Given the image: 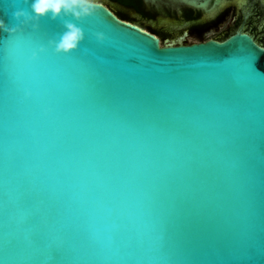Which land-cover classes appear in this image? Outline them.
Listing matches in <instances>:
<instances>
[{
    "label": "water",
    "instance_id": "1",
    "mask_svg": "<svg viewBox=\"0 0 264 264\" xmlns=\"http://www.w3.org/2000/svg\"><path fill=\"white\" fill-rule=\"evenodd\" d=\"M99 4L73 21L86 38L71 55L0 47V264H261L264 48L205 41L228 23L160 42ZM19 9L0 0L17 31L33 25ZM66 19L41 20L35 46Z\"/></svg>",
    "mask_w": 264,
    "mask_h": 264
},
{
    "label": "flooded vegetation",
    "instance_id": "2",
    "mask_svg": "<svg viewBox=\"0 0 264 264\" xmlns=\"http://www.w3.org/2000/svg\"><path fill=\"white\" fill-rule=\"evenodd\" d=\"M117 18L131 23L159 39L185 41L188 36L202 35L223 23L232 24L224 41L241 33L264 48V27L259 32L253 25L264 24V0H99ZM161 28L157 29V28Z\"/></svg>",
    "mask_w": 264,
    "mask_h": 264
},
{
    "label": "clouds",
    "instance_id": "3",
    "mask_svg": "<svg viewBox=\"0 0 264 264\" xmlns=\"http://www.w3.org/2000/svg\"><path fill=\"white\" fill-rule=\"evenodd\" d=\"M24 3L30 6V12L23 9L14 11L13 17L17 22L28 21L38 25L41 20L70 18L65 20L60 38L49 41L50 47L57 55L66 56L77 52L86 38L83 29L76 22L93 16L101 6L99 0H24ZM0 32L15 35L16 29L10 28L4 19L0 18ZM95 38L100 43L106 39L102 32L96 33ZM40 51L43 53L46 49L41 48ZM33 59H37L35 54Z\"/></svg>",
    "mask_w": 264,
    "mask_h": 264
},
{
    "label": "snow or ice",
    "instance_id": "4",
    "mask_svg": "<svg viewBox=\"0 0 264 264\" xmlns=\"http://www.w3.org/2000/svg\"><path fill=\"white\" fill-rule=\"evenodd\" d=\"M102 7V6H100ZM41 32V24L38 25H30L26 29H20L19 31L16 30L15 35H9V38L5 41H3L2 44H0V47H3L4 51L7 53L8 60H15L19 56H21L25 51H30V57L29 62H38L42 55H46L49 52V49L53 50V54L57 57L61 55H57L53 48L49 45V40L47 46L40 45L35 46V39L38 34ZM44 48L46 49L45 52H41L40 49ZM37 56V59H33V55ZM66 56V55H63ZM68 56V55H67ZM113 244H115V241H112ZM94 245V243H93ZM19 246L18 242L10 240L8 242V252L12 251L13 249H16ZM92 246V245H90ZM104 249L101 248V252ZM74 251V250H73ZM64 253V249L57 248L53 249V256L56 257H62ZM78 259H85V258H78ZM87 259H95V260H111V259H124V257H112V256H106V255H95L91 257H87ZM128 259H132V257H128ZM261 264H264V261L261 262Z\"/></svg>",
    "mask_w": 264,
    "mask_h": 264
}]
</instances>
